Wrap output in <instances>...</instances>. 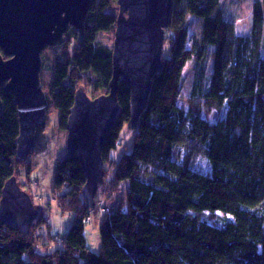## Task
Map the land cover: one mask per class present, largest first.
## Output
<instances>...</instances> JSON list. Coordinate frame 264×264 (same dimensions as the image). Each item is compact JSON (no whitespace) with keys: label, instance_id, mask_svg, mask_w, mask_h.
<instances>
[{"label":"trees","instance_id":"obj_1","mask_svg":"<svg viewBox=\"0 0 264 264\" xmlns=\"http://www.w3.org/2000/svg\"><path fill=\"white\" fill-rule=\"evenodd\" d=\"M117 7L118 0H92L84 43L72 28L64 44L48 47L53 54L47 63L42 55L50 73L43 86L60 110L62 129L79 87L92 98L109 92L113 47L101 33L115 31ZM193 18L200 34L191 39ZM166 30L170 49L129 156L163 171L167 185L145 169L129 168L126 156L113 162L121 134L112 130L102 156L113 173L108 187L121 193L106 212L97 203L104 214L100 252L85 236L96 208H87L83 198V167L78 155H66L56 164L52 193L75 215L70 230L62 238L39 233L48 225L44 212L24 227L0 225V264H264V0L253 4L249 35L236 32L222 0H174ZM191 59L195 71L182 99ZM0 97L1 198L14 176L23 189L21 172L27 168L30 178L32 162L17 157L14 97L4 90ZM118 98L119 119L129 122L131 92L123 79ZM212 108L217 111L209 118Z\"/></svg>","mask_w":264,"mask_h":264},{"label":"water","instance_id":"obj_2","mask_svg":"<svg viewBox=\"0 0 264 264\" xmlns=\"http://www.w3.org/2000/svg\"><path fill=\"white\" fill-rule=\"evenodd\" d=\"M92 0H0V91L11 94L17 106L20 133L17 157L47 152V111L54 105L43 87L42 53L62 45L74 29L79 45L85 40V23ZM174 0H118L112 51L113 78L109 92L95 98L83 87L75 94L67 122V157L78 155L86 182L82 189L87 208L93 209L104 185L102 150L121 113L120 79L131 92L129 125L139 126L153 79L164 65V44ZM3 101L0 97V113ZM40 212L31 195L14 176L0 198V225L24 227Z\"/></svg>","mask_w":264,"mask_h":264},{"label":"rangeland","instance_id":"obj_3","mask_svg":"<svg viewBox=\"0 0 264 264\" xmlns=\"http://www.w3.org/2000/svg\"><path fill=\"white\" fill-rule=\"evenodd\" d=\"M255 1L256 0H222L225 17L235 26L236 32L243 35H249L252 33L253 4ZM115 11L118 15L119 4ZM190 23V37L191 39H194L195 37L199 36L200 27L197 19L193 18ZM101 34H103L102 41L113 47L115 31H113L112 33L102 32ZM168 40H170V36L166 30L163 56L167 55L170 49V41ZM46 54L47 56H45ZM52 54V50H50L49 48H47L42 53V55H44L46 58V63L48 62V59ZM44 62L45 60H42V82L43 80L50 78L49 71L47 70V68H44ZM194 71L195 61L194 59H191L184 69V85L181 95L182 99H186L188 94L190 93V83ZM216 111V108H212L211 110H209V112L205 113L209 116V118H212L213 113ZM60 120V110L54 105L51 106L47 111V126L45 129V132L50 138L48 150L42 155L33 154L28 157V159L30 158L29 161L32 162L30 178L25 176L28 170L27 168L23 167L20 180L23 185V190L31 195L39 212H44L48 220V225L45 224L46 227L43 226L42 228H40L39 233L43 234L45 237L51 235L52 237L62 238L64 234H66L70 230L74 222L75 215L72 212L63 211V209L59 206L58 198L55 197L52 193L56 164L59 159L67 155L68 132L67 129H62ZM113 130L120 132L121 140L119 141V144L117 146V151L112 156V161H119L123 156H126L125 161L129 168L145 169L149 175L156 178L158 184L167 185L168 180L163 171L155 167L148 166L129 156V152L132 148V141L135 130L130 127L129 122H127L126 120L118 119L113 127ZM104 167L108 170V172H105L103 188L100 189L96 195V203L95 207L93 208L94 210L96 208V210L90 215V219L87 220L85 230L87 244L95 252H100L102 246L100 225L104 218V214H102L103 212H101L100 210L104 209L102 211L106 212V210L108 209L107 207H111L113 201L117 199L118 195L121 193V190H118V188L111 189L108 187L107 180H112L113 173L111 170L112 168H110V164H107ZM109 196H111L112 199H109ZM97 203L98 206L100 205L102 209L97 206ZM99 211L101 213H99ZM205 217L209 220H213L210 213L205 214ZM53 243H55V241H53L52 244Z\"/></svg>","mask_w":264,"mask_h":264}]
</instances>
